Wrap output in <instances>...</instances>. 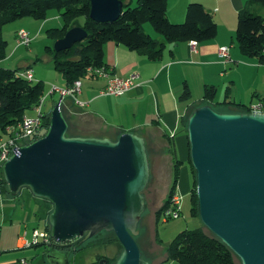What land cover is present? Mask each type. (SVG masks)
I'll return each instance as SVG.
<instances>
[{
	"label": "water",
	"instance_id": "1",
	"mask_svg": "<svg viewBox=\"0 0 264 264\" xmlns=\"http://www.w3.org/2000/svg\"><path fill=\"white\" fill-rule=\"evenodd\" d=\"M89 1V17L97 22L113 21L123 8L122 0ZM86 37L83 27L72 26L55 40L54 50ZM67 129L57 102L45 133L0 166L9 194L27 188L52 206L42 253L108 231L122 247L113 264H148L134 240L150 177L145 139L127 131L116 139L68 135ZM186 132L199 219L241 264H264V111L198 105L187 117Z\"/></svg>",
	"mask_w": 264,
	"mask_h": 264
},
{
	"label": "crops",
	"instance_id": "2",
	"mask_svg": "<svg viewBox=\"0 0 264 264\" xmlns=\"http://www.w3.org/2000/svg\"><path fill=\"white\" fill-rule=\"evenodd\" d=\"M247 1L167 0L166 14L169 21L183 22L188 3L199 2L211 13L217 24V32L213 38L196 42L195 46L191 45L192 40L168 43L159 60H149L138 52L129 50L114 41L104 42L103 65L110 70V76L124 78L134 74L138 75L133 80V87L121 96L101 93L106 79L89 75L80 78L82 86L79 93L74 96L62 95L58 89L64 88L68 84L63 73L53 63V68L61 73L64 80L61 81L60 76H55L51 72L49 75L54 78L55 82L50 85L48 90H45L43 81H38L41 84L42 93L39 98L45 97L46 94L49 96V99L44 98L43 111H47V113L44 112L45 115H50V109L60 102V108L68 122V128L73 131L72 135L110 139H116L119 134L126 131L141 135L145 139L146 147L151 146L152 152L147 151L148 157L150 158L153 154V161L158 163V166L155 167L157 177L169 178L172 175L171 160L175 155V158L181 162L176 187L177 193L190 192L193 177L184 119L190 114V108L194 107L188 102L193 89H201L202 99L205 85L216 86L217 92V85L213 82L224 76L223 71L229 68V63L235 62V67L228 74L232 83H235L238 71L252 73L257 78V83L256 85H247L246 93L250 92V99L255 95L264 96V63L260 58L244 54L238 47L235 35L238 11ZM122 2L123 7L125 4L132 6L135 0H122ZM252 11L264 17V5H254ZM147 32L149 33V31ZM152 35L158 38L156 34ZM221 46L229 47L230 60L227 62H223L218 55V49ZM45 52L50 55L53 62V54L49 46H46ZM25 69H31V67ZM38 73L40 74L41 71L38 70ZM186 90L189 94L184 96ZM55 93L59 94V97L50 99V96ZM226 96L232 102L243 103L239 97L235 99L240 101L229 98V85H227L223 99L215 100V102L223 101ZM235 96H239L238 92ZM255 98L257 101V97ZM76 100H81L85 105L77 104ZM46 102L51 108H46ZM248 103L250 104V102ZM225 106L235 107L233 105ZM30 112L31 109L26 111L25 115H35L34 110V115H30ZM170 147H173L174 155L170 151ZM178 152L182 153V156L178 155ZM162 158L167 159L166 161L169 163L167 172L163 176L160 168ZM151 170L150 166V172ZM24 189L27 188L21 189L17 196H12L9 191L0 189V264H94L95 261L91 260V253L88 249L93 246L78 252H76V248L72 253L65 249L58 248L56 250L52 247L48 250L51 253L47 257L43 256L45 254L42 253V248L39 250L28 248L32 244L34 233L38 232L35 227H32L29 234L27 230L29 223H43L39 232L45 233H48L45 226L47 225L46 227L49 228V225L48 216L45 217L47 210L44 208V200L33 196L28 189V194H25ZM32 198L35 199L37 211H35L34 204L31 203ZM29 238L30 240H28ZM39 242H43V239ZM25 258L33 260L26 262ZM21 259H24V263L19 262Z\"/></svg>",
	"mask_w": 264,
	"mask_h": 264
},
{
	"label": "trees",
	"instance_id": "3",
	"mask_svg": "<svg viewBox=\"0 0 264 264\" xmlns=\"http://www.w3.org/2000/svg\"><path fill=\"white\" fill-rule=\"evenodd\" d=\"M136 2L137 4L134 7L125 4L120 15L113 21L97 22L89 17V0H0V59H3L6 55L7 41L1 36L3 24L25 16L43 20L46 18L49 8H57L61 11V17L64 21L61 28L51 29V33L55 35V38L63 36L67 29L76 25L73 24V21L78 16L84 17V23L81 26L87 31L85 39L66 50L56 52L49 47L53 54V63L63 73L68 85L76 79L88 75L87 67L104 64L103 44L106 41L110 40L122 44L149 60H159L162 57L164 47L168 43L191 40L199 42L209 40L216 35V22L211 13L199 2L188 3L185 20L180 23L169 21L166 14L167 0H137ZM254 5H264V0H248L238 11L235 35L238 47L244 54L261 59V50L264 45V17L252 11ZM145 23L150 24L162 38H155L145 32L143 30ZM19 71V69L0 67V127L2 129L7 125L19 122L26 110L34 106L39 96L42 95L41 84L20 76ZM188 94L189 92L186 90L184 96ZM215 94L216 86H204L203 99L205 101L217 105H233L241 111L249 109L250 104L243 105L232 102L227 99L228 96L221 102H215ZM255 97L261 103L264 111V96L255 95ZM48 124L49 118L47 116L43 123L44 128L36 135H43ZM170 151L174 155L173 147H170ZM172 160L173 179L165 206L161 213L157 215L158 220L170 206V198L176 192L181 162L175 158V155ZM194 174L195 171L192 168L193 184L190 190V199L192 212L197 215ZM0 189L8 191L2 171L0 174ZM44 202L49 203L46 200ZM48 205L50 206V203ZM49 211L50 208L45 212V217L48 216ZM46 226L45 229L49 230ZM103 232L105 231H101L93 237L97 238ZM90 239L82 244H76V252L91 246L88 243ZM114 241L121 246L115 235L107 238L105 242L109 244ZM235 257L233 252L213 234L210 235V233L208 234L200 228L184 229L178 232L169 243L167 258L159 264H169L170 259L176 260L179 264H234ZM114 261L108 259V264L114 263Z\"/></svg>",
	"mask_w": 264,
	"mask_h": 264
},
{
	"label": "rangeland",
	"instance_id": "4",
	"mask_svg": "<svg viewBox=\"0 0 264 264\" xmlns=\"http://www.w3.org/2000/svg\"><path fill=\"white\" fill-rule=\"evenodd\" d=\"M131 7H134L137 2L135 0ZM44 20V21H43ZM43 20L35 19L31 16L19 17L13 19L9 22L3 24L1 28V36L4 40L7 41L6 43V55L3 59H0V67L9 68V69H25L26 67H31L32 72H34L33 82L37 83L39 80L43 81L45 90H48L50 85L55 82L54 78L49 75L51 72L55 76H60V80H64V77L61 75L59 71L53 68V62L51 57L48 53H46V46L51 47L54 50V42L57 38L55 35L51 33V29L61 28L64 24L63 18L61 17V11L57 8H49L46 13V18ZM84 23V17L78 16L74 19L73 24L82 25ZM42 25V27H41ZM147 28V29H146ZM19 29H25L29 32L32 36V41L29 45L18 44L16 42L17 32ZM50 29V30H48ZM143 30L145 32L149 31V33L156 34L159 39H161V35L158 34L154 29L150 26V24L145 23L143 25ZM148 33V32H147ZM66 50V49H63ZM61 51V50H59ZM57 52V51H56ZM235 62L229 63V68L223 71L224 76L222 78L216 79L213 83L217 85V92L215 96V100L219 101L223 99L224 92L227 89V85L230 86V97L235 99L239 97L242 99L241 104L248 105L250 102V109L251 106L256 105L257 101L255 97L250 99V92L247 94L245 89L247 85H256L257 78L252 75V73H245L244 71H238L237 77L235 78V83H232L230 76H228L229 72L233 67H235ZM38 70L41 73H38ZM54 84V83H53ZM54 86V85H53ZM236 92H238L239 96H235ZM202 91L201 89L195 90L193 89L192 95L188 102L191 106H198L202 104H209L214 110L219 112H229V111H239V109L232 107V106H225V105H217L215 103H210L202 99ZM44 97V96H43ZM49 99L48 94L45 96ZM44 97V98H45ZM59 94L55 93L50 96L51 98H58ZM250 99V101H249ZM236 100V99H235ZM240 101V100H236ZM46 108H51L48 102L45 103ZM31 109L30 115H34L33 106L26 111ZM192 108H190L189 113H191ZM44 112L47 113L45 110ZM26 113V112H25ZM48 118L50 115L46 114ZM187 118L184 119V123L186 125ZM68 135H72L73 131L71 128L67 129L66 132ZM8 137L7 132L5 129L0 127V142L1 140H5ZM151 146L146 147V151L152 152ZM148 155V154H147ZM153 155V154H152ZM148 159L150 160L149 165L151 166L152 170L150 172V179L147 183V186L144 188L143 193L145 196V205L144 211L139 218V222L137 225L138 233L134 236V240L140 250L141 257L143 260L148 262V264H159L162 261H165L167 258V246L172 241V239L177 235L178 232L184 229H196L200 228L206 233L212 234L201 222L198 216V207H197V215L192 212V202L190 199V192L186 191L184 193H177L180 197L179 201V212L177 217L171 216H164L161 215L160 219H157V215H154V211L156 208L159 207V204L164 202L167 196V189H163V185H165L168 178L162 179V185L157 188V192L154 193V189L156 187V177L157 172L155 167L158 166L157 162L153 161V156ZM178 155L182 156V153L178 152ZM167 159H161V173L162 176L165 175L167 172V166L169 163L166 161ZM1 166V164H0ZM173 169V168H171ZM1 167H0V174H1ZM173 178V173H172ZM193 177V176H192ZM195 177V174H194ZM169 180H172L169 178ZM193 184V181H192ZM192 186V185H191ZM23 192L28 194V190L24 189ZM153 193L156 196V201L153 199ZM174 194V193H173ZM172 194V195H173ZM172 197V196H171ZM31 203L35 206V211H37V206L35 204V199H31ZM45 203V202H44ZM49 204V203H48ZM45 203V209H51L50 206ZM158 220V221H157ZM43 223L31 222L28 225L27 230L30 232L32 231V227L39 232L42 228ZM114 237L112 232L105 231L101 233L97 238H91L88 243L93 246L89 247V251L91 253V260H95L99 258L98 256L106 257L111 261H114L122 251V247L118 245L117 242H112L111 244H107L105 241L107 238ZM42 237H38L39 240H42ZM30 240V238L28 239ZM32 241V240H31ZM30 241V242H31ZM42 242L39 244H31L30 249L36 248L39 250L42 248L44 250V246L41 245ZM94 248V249H93ZM42 254V253H41ZM47 257V255H43ZM33 259L25 258L26 262H31ZM234 264H241L240 260L235 257ZM113 263V262H112ZM111 263V264H112ZM169 264H179L176 260L170 259L168 261ZM73 264V263H71Z\"/></svg>",
	"mask_w": 264,
	"mask_h": 264
},
{
	"label": "built area",
	"instance_id": "5",
	"mask_svg": "<svg viewBox=\"0 0 264 264\" xmlns=\"http://www.w3.org/2000/svg\"><path fill=\"white\" fill-rule=\"evenodd\" d=\"M32 41V36L25 29H19L17 32L16 42L18 44L29 45ZM196 41L192 40L191 45L195 46ZM218 55L223 62L230 60L229 47L221 46L218 49ZM261 61L264 63V45L261 50ZM87 74L91 76H96L100 78H105L106 83L101 90L103 94H109L114 96H121L130 88L133 87V80L138 76L137 74L131 75L129 77H117L110 76V70L105 65L89 66L86 68ZM32 69H26L20 71L18 74L28 80H32ZM82 81L81 79H76L70 85L64 88L58 89L62 95L74 96L81 90ZM77 104L83 106L84 102L81 100H76ZM44 97L41 96L33 106L35 112L34 116L23 115L21 120L16 124L7 125L5 131L8 137L0 142V164L6 160L12 153L17 152L20 146L23 144L30 143L34 138H36V133L40 132L44 128L45 113L43 111ZM250 109V106H249ZM250 111H263L261 103L257 101L256 105L251 106ZM179 201L180 197L177 193H174L170 198V206L162 213L164 216L177 217L179 212ZM42 237L43 241H48V233L45 232H35L32 240V244L38 242L37 238ZM29 245L30 243H26ZM24 263V259L19 261Z\"/></svg>",
	"mask_w": 264,
	"mask_h": 264
},
{
	"label": "flooded vegetation",
	"instance_id": "6",
	"mask_svg": "<svg viewBox=\"0 0 264 264\" xmlns=\"http://www.w3.org/2000/svg\"><path fill=\"white\" fill-rule=\"evenodd\" d=\"M173 165V160H171V166ZM163 178H167V177H157L156 178V183H155V185H156V187H155V189H154V193L155 192H157V188H159L161 185H162V179ZM170 179H173L172 178V176H170L169 177ZM169 178L167 179V181L168 182H166L165 183V185H163V189L165 188V189H167V191L169 192V188H170V185H171V183H172V180H169ZM149 179H150V177H149ZM147 186V185H146ZM145 186V187H146ZM168 192H167V195H168ZM143 193V192H142ZM153 193V199H154V201H156V196H155V194ZM143 195H144V193H143ZM167 197V196H166ZM144 198H145V196H144ZM165 201H166V198H165V200H164V202H162V203H160L159 204V207L158 208H156V210L154 211V215H159L160 213H161V211H162V209L164 208V206H165ZM144 205H145V203H144ZM157 217V216H156ZM56 250H58V248L59 249H65L67 252H70V253H72V252H74L75 250H76V245L75 246H68V245H63V246H60V247H54ZM104 259V257H99V258H96L94 261V264H99V261L100 260H103ZM106 259V258H105ZM107 260V264H108V259H106ZM102 264H104V261L102 262Z\"/></svg>",
	"mask_w": 264,
	"mask_h": 264
},
{
	"label": "clouds",
	"instance_id": "7",
	"mask_svg": "<svg viewBox=\"0 0 264 264\" xmlns=\"http://www.w3.org/2000/svg\"><path fill=\"white\" fill-rule=\"evenodd\" d=\"M25 70H26V69H25ZM20 71H22V70H20ZM20 71H19V72H20ZM32 76H33V73H32ZM32 80H33V79H32ZM32 80H30V81H32ZM193 108H194V107H193ZM37 137H39V136H36V138H37ZM36 138H34V139H36ZM34 139H33V140H34ZM28 144H29V143H28ZM23 145H24V144H23Z\"/></svg>",
	"mask_w": 264,
	"mask_h": 264
}]
</instances>
